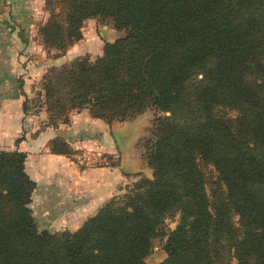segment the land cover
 <instances>
[{
    "label": "trees",
    "instance_id": "trees-1",
    "mask_svg": "<svg viewBox=\"0 0 264 264\" xmlns=\"http://www.w3.org/2000/svg\"><path fill=\"white\" fill-rule=\"evenodd\" d=\"M56 6L42 30L56 58L82 40L89 19L124 36L95 61L77 58L42 77L49 126L86 107L107 124L153 110L144 154L152 178L140 176L74 232L39 231L27 156L0 151V264H145L159 238L163 264H264V0ZM50 151L72 155L61 140Z\"/></svg>",
    "mask_w": 264,
    "mask_h": 264
},
{
    "label": "crops",
    "instance_id": "crops-1",
    "mask_svg": "<svg viewBox=\"0 0 264 264\" xmlns=\"http://www.w3.org/2000/svg\"><path fill=\"white\" fill-rule=\"evenodd\" d=\"M34 6V1L0 0V55L4 54L9 58L0 56V70L15 68L11 64L19 59L17 58L20 53L19 47L26 48L27 53L30 54L42 49V47L35 45L34 36L30 31L27 32V35L24 33L23 36L18 33V29L22 33L24 32V28H22L24 25L30 26L29 21H32L30 17L34 16ZM12 9L20 10L22 13L19 14L17 11L12 13ZM35 16L37 17V15ZM26 22L28 24H25ZM80 43L82 41L67 51H74ZM91 50L92 47L89 51H85V54L87 52L90 54ZM28 65L29 63L23 69H36L34 74L37 76L44 75L47 69L52 66L46 64L45 59ZM22 71L24 72V70ZM7 79L6 74L3 75L0 71V148L3 149L0 151L15 149L12 151L23 152L27 156L25 171L35 183L30 208L36 224L40 221L42 229L49 232L62 229L75 231L87 218L94 215L102 204L113 197L115 187L122 182V179L118 172L112 168H83L69 157L51 153L50 144L54 140H61L71 148L76 145L75 134L78 128L76 121L80 119L76 120L75 115L78 113L70 115V119L74 121H72L73 125L69 124L71 127L67 128V132H70L73 137L71 141L65 136L64 125L44 127L40 130L33 123L30 127L23 128V121L31 115L24 113L23 101L19 99L16 89L12 93V82L8 83ZM8 85L10 86L9 89L7 88ZM27 93L30 94V91L22 93L24 101L29 98ZM43 110L39 114L44 115L43 118L47 119L45 110ZM28 120L32 123L34 117H30ZM91 126L89 127L91 128ZM81 128L82 126L78 129ZM19 134L24 136H19ZM17 143H19L18 149L15 147Z\"/></svg>",
    "mask_w": 264,
    "mask_h": 264
},
{
    "label": "rangeland",
    "instance_id": "rangeland-1",
    "mask_svg": "<svg viewBox=\"0 0 264 264\" xmlns=\"http://www.w3.org/2000/svg\"><path fill=\"white\" fill-rule=\"evenodd\" d=\"M8 1H34L35 3V6L33 8L35 9L33 10L34 16H31L30 18L32 19V21H29V23H31L29 27L31 28H29L28 25H24L23 27L20 26L24 28V32L22 33L21 30L18 29V33L23 36L24 33L25 35H27V32L30 31V33L34 36L33 39L35 41V45L42 47V49L40 48L41 50H36V52L34 51V53L32 52L33 54H30L27 53L26 48L19 47L20 53L17 56V58L19 59L15 63H9L15 68L11 70L5 68L4 70L0 71H2L3 75L6 74L8 83L12 82V93H14L15 89L17 90L19 99H22L23 101L22 104H24L25 102L23 100L24 97L22 93H24L25 91H30V94L27 93L30 102L26 105L28 112L31 115L29 116L34 117V120L32 123H30L28 120L30 117H26L23 121V128L30 127V125L34 123L33 125L41 130L44 127H49V122L46 118H43V113V116L39 114L42 109L45 110V106L42 105L44 104V98H41V94L43 91L41 88L42 77L46 75L50 68H58L65 64L71 63L77 58H87L91 62L95 61L97 58L102 56L104 45L106 43H113L114 41L122 38L124 36V32L116 30L111 22L103 20L101 18L86 20L81 27L82 43L78 45V50L75 49L74 51L70 52L67 51L68 54L66 52V54L63 56L64 58H56L57 52L55 50L47 51L45 48L43 50L44 45L42 39V30L48 24L50 16L53 13H57L58 7L56 6V4L58 0ZM16 11L19 14L22 13V11L20 10L12 9V13H16ZM23 13H25V11H23ZM35 15H37V17ZM25 24H28V22H26ZM87 47H89L88 50H86ZM91 47L92 50L91 52H89L90 54H88V52L87 54H85V51H89ZM77 54H79V56H77ZM0 56L6 57V59L8 58L7 55L4 54H1ZM11 57L13 58V56ZM41 59H45L46 64L52 65L49 69H47L44 75H35L34 71H36V69H23L27 63H29L28 66H30L32 63L41 62ZM22 70H24V72ZM199 78H201V76H199ZM7 88L9 89L10 86L8 85ZM72 113H78L75 115L76 120H80L76 121V124L78 123V128L81 126L82 128L80 130L77 128L75 134L76 145L71 148L67 144L70 150L69 152L70 154H72L69 155V158L83 168H112L113 170H116L118 172L119 177L122 179V182L116 185L113 197L107 202H113L118 197L127 193L132 187L133 183L136 182V180L140 176H145L149 179L152 178V171L147 165L144 154L146 152L145 141L151 137L152 122L155 117V112L153 110L149 109L133 119L124 120L121 122L112 121L108 124L102 120L93 119L91 117V111L88 107L81 109L79 112L72 111L69 115H71ZM65 120H69V124L73 125L74 121L73 119H70V117H66ZM69 124L64 125L63 128L65 129L64 133L66 138H70L71 141L73 139V137L71 136L72 134L70 132H67V128L71 127V125ZM90 125H92L91 128L89 127ZM23 134H19V136H24ZM20 139L21 138H19V141H21ZM15 147L16 149H18L19 143H17ZM0 150L3 149L0 148ZM12 150H7L6 152H14ZM204 172L209 178L210 183L215 182L216 174L211 167H205ZM176 224L177 218L167 219L165 221L166 231L173 230L176 227ZM36 225L39 231H45L42 229L40 221L37 222ZM70 230L71 229H62L59 231L51 230L50 232H74ZM165 240L166 239L164 238H159L154 241L153 250L151 254L145 259V264H163L167 257L163 248Z\"/></svg>",
    "mask_w": 264,
    "mask_h": 264
}]
</instances>
